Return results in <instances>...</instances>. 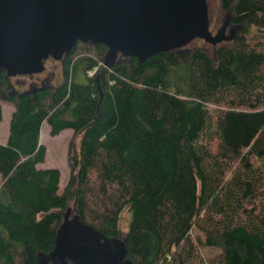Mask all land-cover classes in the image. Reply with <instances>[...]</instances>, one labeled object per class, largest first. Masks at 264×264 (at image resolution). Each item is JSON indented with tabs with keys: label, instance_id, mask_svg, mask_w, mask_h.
Wrapping results in <instances>:
<instances>
[{
	"label": "trees",
	"instance_id": "1",
	"mask_svg": "<svg viewBox=\"0 0 264 264\" xmlns=\"http://www.w3.org/2000/svg\"><path fill=\"white\" fill-rule=\"evenodd\" d=\"M219 2L239 29L213 52L107 68L106 46L77 42L59 85L26 91L0 70V122L2 103L13 105L0 142V264H36L71 206L122 238L134 264H264V0ZM44 122L52 136L73 131L62 189L58 168L39 167Z\"/></svg>",
	"mask_w": 264,
	"mask_h": 264
},
{
	"label": "water",
	"instance_id": "2",
	"mask_svg": "<svg viewBox=\"0 0 264 264\" xmlns=\"http://www.w3.org/2000/svg\"><path fill=\"white\" fill-rule=\"evenodd\" d=\"M238 29L226 14L213 34L207 0H0V70L7 77L40 73L47 58L61 60L77 42L106 46L103 65L110 68L122 57L141 62L195 38L216 46ZM126 253L122 238L85 223L72 206L36 264H134Z\"/></svg>",
	"mask_w": 264,
	"mask_h": 264
},
{
	"label": "rangeland",
	"instance_id": "3",
	"mask_svg": "<svg viewBox=\"0 0 264 264\" xmlns=\"http://www.w3.org/2000/svg\"><path fill=\"white\" fill-rule=\"evenodd\" d=\"M207 9H208V18H209V28L214 34L216 29H218L227 12L223 11L219 0H207ZM228 34V29L226 30ZM196 47L206 48L209 52H213L214 47L211 44L205 43L204 40L200 38L193 39L188 45L184 48L193 49ZM46 69L33 76L32 78L23 76L20 78H13L12 82L17 85L18 91L24 89L20 86L21 81H25L26 87L27 84L31 83L32 86L44 84V81L50 86H57L63 80V68L61 63L58 60L53 58L47 59L45 62ZM16 81H19L17 84ZM36 83V84H35ZM13 111V105L9 103H2V121L0 122V142L4 143L8 136V127L11 113ZM42 137L40 136V143L44 144L46 147V156L45 161L39 164V167H56L60 170V188L62 189L69 176V167H68V144L73 137V131L70 129L62 130L58 135L52 136L49 133V126L44 122L41 126ZM41 135V134H40ZM71 206V205H70ZM68 208H72L68 207ZM127 212L123 213V218L121 220V227L125 229L127 223ZM206 251L203 249L202 254L205 256ZM206 257V256H205Z\"/></svg>",
	"mask_w": 264,
	"mask_h": 264
},
{
	"label": "flooded vegetation",
	"instance_id": "4",
	"mask_svg": "<svg viewBox=\"0 0 264 264\" xmlns=\"http://www.w3.org/2000/svg\"><path fill=\"white\" fill-rule=\"evenodd\" d=\"M210 27V26H209ZM50 58V57H49ZM49 58H47V59H49ZM47 59L44 61V65H45V62L47 61ZM60 63H61V65H62V67H63V59H61V60H58ZM45 69H46V66H45ZM44 69V70H45ZM43 70V71H44ZM42 71V72H43ZM41 73V72H40ZM36 74H38V73H35V74H31V75H16V76H12V77H10V80H11V82H12V79L13 78H20V77H25V76H27V77H30V78H32L33 76H35ZM46 81H44V83H45ZM16 83L18 84L19 83V81H16ZM36 84V83H35ZM12 85H13V88L16 90V91H18L19 89H18V87H17V85H15L13 82H12ZM40 85H42V83L40 84ZM20 86H22V87H24V89L23 90H21V91H26V90H29V89H31V88H34V87H36V86H39V85H34V86H32V84L31 83H29V84H27V87H26V83H25V81H21V83H20Z\"/></svg>",
	"mask_w": 264,
	"mask_h": 264
}]
</instances>
